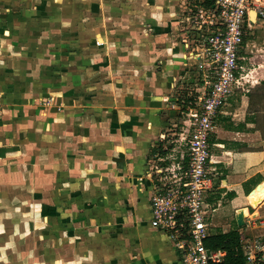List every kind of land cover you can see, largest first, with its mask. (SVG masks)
I'll use <instances>...</instances> for the list:
<instances>
[{"label": "rangeland", "instance_id": "1", "mask_svg": "<svg viewBox=\"0 0 264 264\" xmlns=\"http://www.w3.org/2000/svg\"><path fill=\"white\" fill-rule=\"evenodd\" d=\"M177 1L179 11L168 7ZM200 2L7 0L0 7L25 16L13 26L30 37L13 42L33 48L32 69L14 70L31 102L0 131V264H126L117 245L125 225L110 211L128 202L111 200L120 191L112 164L126 158L122 136L148 120L146 128L157 121L163 131L152 143L166 138L168 159L180 160L189 115L172 100H194L214 71L203 52L213 24L192 6ZM8 25L0 22V33ZM246 28L238 63L248 89L264 76V18ZM161 161L150 156L135 184L143 188L152 171L157 180Z\"/></svg>", "mask_w": 264, "mask_h": 264}, {"label": "crops", "instance_id": "2", "mask_svg": "<svg viewBox=\"0 0 264 264\" xmlns=\"http://www.w3.org/2000/svg\"><path fill=\"white\" fill-rule=\"evenodd\" d=\"M4 3H7V0H1L0 7H5ZM168 7L179 11L178 1ZM5 11L8 12L5 8L4 12L0 10V22L12 24V27L8 25L0 33V103L2 105L0 131L8 129L14 120L23 117L25 112L21 108H26V103H30V98L33 96L29 97L26 92L27 83L22 81V79L25 80L21 77L22 74L14 73L15 69L31 70L33 65L29 59L32 46L26 48L19 42H13L15 38L26 40L30 37L29 32H21V29L13 26L26 19L25 16L15 13L8 16ZM241 69V71L238 70L239 73L244 70L243 66ZM255 71L256 77L257 73L259 75L262 72V70L257 71V68ZM254 79L256 80L251 83L248 90H236L220 107L209 136L208 148L212 179L211 188L205 198L207 220L211 225L209 236L237 229L241 235L243 254L246 242L251 245L254 240L259 239L264 243V200L262 201L264 197L258 199L255 195V189L264 182V105L261 99L253 96L250 108V97L247 95V92L254 89L255 91L257 89L256 92H261L262 89L257 87L264 76ZM163 87L169 96L167 86L163 85ZM174 99L173 103L178 105V98L177 101ZM194 101L190 102L193 105L187 106V110L190 106L194 107ZM18 105L24 107H17ZM143 115L147 118L145 114ZM148 119H153L152 115ZM146 123L143 127H139L132 136H122V140L126 141V146L120 151L127 154L126 158L124 161L117 159L112 164L114 167L111 168L112 176H116L117 183L120 184V191L113 192L110 196L111 200L124 204L128 202L127 207L123 206L118 210L110 211L113 218H118L122 226L125 225L126 239H120L117 245L121 248L120 251L127 255L126 258L122 256L126 264H181L175 240L167 232L154 228L150 224V195L157 186L154 172L149 173L143 188L135 184L134 174L143 173L145 161H150V156L155 163L163 160L160 164L162 162L165 165L170 164L168 158L171 149L166 147L163 150L167 142L166 138L156 140L155 144L152 143L157 139V135L163 133L160 123L156 121L152 127L148 128H146ZM119 130L117 128L112 131V135H115L117 139L121 135ZM180 151L183 153L184 150ZM119 154L118 152V157ZM260 201L262 202L259 203ZM102 210L108 211L109 209L102 208ZM239 211L244 214L242 226H238L235 217Z\"/></svg>", "mask_w": 264, "mask_h": 264}, {"label": "built area", "instance_id": "3", "mask_svg": "<svg viewBox=\"0 0 264 264\" xmlns=\"http://www.w3.org/2000/svg\"><path fill=\"white\" fill-rule=\"evenodd\" d=\"M192 6L200 18H205L203 23L213 24L203 39V52L214 70L213 77L195 97L194 107H188L180 160L156 167L158 179L150 197V224L175 240L181 264H222L225 249L210 250L205 243L209 236L205 198L212 185L209 136L227 98L238 89L248 90V74L239 73L238 61L245 45L246 25L264 18V0H212L209 6L201 0L200 5ZM243 248L245 264H264L261 240L251 245L246 242Z\"/></svg>", "mask_w": 264, "mask_h": 264}, {"label": "trees", "instance_id": "4", "mask_svg": "<svg viewBox=\"0 0 264 264\" xmlns=\"http://www.w3.org/2000/svg\"><path fill=\"white\" fill-rule=\"evenodd\" d=\"M205 5L209 6L212 3V0H203ZM254 15H252V19ZM246 42V37H244V43ZM261 92H256L255 89L247 92V95L250 97V108L253 101V96H257L258 99H261L264 105V79L260 80L259 86ZM179 103L183 108L189 106V103L194 100H188L185 97L178 98ZM193 105V104H190ZM207 248L210 250L213 249H225L226 256L222 264H245V255L243 254L242 244H241V235L237 229H231L228 232H220L214 235H210L205 241Z\"/></svg>", "mask_w": 264, "mask_h": 264}, {"label": "bare ground", "instance_id": "5", "mask_svg": "<svg viewBox=\"0 0 264 264\" xmlns=\"http://www.w3.org/2000/svg\"><path fill=\"white\" fill-rule=\"evenodd\" d=\"M252 15H254V14L252 13ZM260 185H259L260 187H258V188L255 189V191H256V194L255 195H256V197L258 199H261V198L264 197V182H262V184H260Z\"/></svg>", "mask_w": 264, "mask_h": 264}, {"label": "water", "instance_id": "6", "mask_svg": "<svg viewBox=\"0 0 264 264\" xmlns=\"http://www.w3.org/2000/svg\"><path fill=\"white\" fill-rule=\"evenodd\" d=\"M236 221H237V224L238 226H242L244 224V214L242 211H239L237 214H236Z\"/></svg>", "mask_w": 264, "mask_h": 264}]
</instances>
